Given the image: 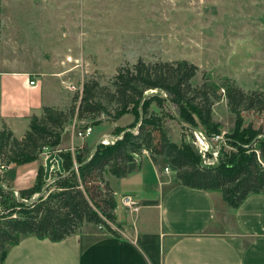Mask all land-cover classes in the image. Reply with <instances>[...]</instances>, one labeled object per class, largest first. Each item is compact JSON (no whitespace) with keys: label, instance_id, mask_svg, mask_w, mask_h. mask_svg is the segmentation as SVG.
I'll use <instances>...</instances> for the list:
<instances>
[{"label":"trees","instance_id":"1","mask_svg":"<svg viewBox=\"0 0 264 264\" xmlns=\"http://www.w3.org/2000/svg\"><path fill=\"white\" fill-rule=\"evenodd\" d=\"M199 70L188 60L148 62L140 58L121 66L109 85L87 79L69 107L44 106L31 117L24 137L17 138L4 127L0 168L32 163L49 149L56 154L51 161L61 160L62 171L59 167L48 180L45 166H40L34 186L18 193L4 186L0 176V264L11 246L29 236L61 241L81 233L87 225L120 236L116 191L109 176L122 179L138 170L144 150L154 163L173 171L174 184L219 191L233 208H239L251 194L264 193V123L246 125L243 115L251 112L264 120V90L246 91L231 84L223 95L207 77L194 84ZM223 97L236 116L234 130L227 137L238 152L222 155L213 166L204 165L189 144L174 143L162 115L151 109L152 104L161 110L174 106L181 123L191 131L203 127L208 134H219L221 126L213 111ZM128 113L135 120L124 130L117 129L123 136L113 144L100 142L92 155L79 148L56 153L73 120L96 125L103 122V116L116 121ZM88 126L92 125L80 129Z\"/></svg>","mask_w":264,"mask_h":264},{"label":"rangeland","instance_id":"2","mask_svg":"<svg viewBox=\"0 0 264 264\" xmlns=\"http://www.w3.org/2000/svg\"><path fill=\"white\" fill-rule=\"evenodd\" d=\"M140 58L188 60L200 68L194 84L207 77L223 95L231 84L246 91L264 90V0H0V70L35 71L46 96L61 109L81 94L78 90L87 79L109 85L121 66ZM5 62L23 68H2ZM69 85L78 90L70 92L65 88ZM151 109L162 115L174 143L189 144L200 156L194 130L181 123L176 107L161 110L152 104ZM243 115L246 125L264 123L258 114ZM213 116L224 137L216 145V165L222 155L238 152L227 137L234 130L236 116L225 97L215 104ZM101 119L96 125L76 122V131L86 124L93 128L90 137H76L77 144L84 143L88 151L106 137L113 144L123 136L117 129L124 130L135 117L128 113L116 121L107 116ZM71 145V134L66 133L61 146ZM55 155L45 149L39 158L46 162ZM52 171L55 175L57 167ZM8 173L10 182L12 172ZM109 178L117 187V179ZM34 184L29 181L25 186Z\"/></svg>","mask_w":264,"mask_h":264},{"label":"crops","instance_id":"3","mask_svg":"<svg viewBox=\"0 0 264 264\" xmlns=\"http://www.w3.org/2000/svg\"><path fill=\"white\" fill-rule=\"evenodd\" d=\"M5 64L2 68H23ZM36 75L32 70H0V131L8 127L22 138L33 115L44 106L58 107ZM76 122L68 124L62 134V139L71 134L72 145L60 144L56 152L85 149L84 143L75 140ZM49 161L39 158L15 169L11 165L2 172V184L15 191L30 188L26 183L36 182L40 166ZM51 162L50 177L59 168L58 162ZM164 169L145 156L138 170L117 179V187L113 185L120 236L93 225L61 241L29 236L10 247L3 264H264V193L251 194L239 208H233L219 191L174 184V174ZM8 172H12L10 182ZM125 194L135 197L138 211L119 204Z\"/></svg>","mask_w":264,"mask_h":264},{"label":"built area","instance_id":"4","mask_svg":"<svg viewBox=\"0 0 264 264\" xmlns=\"http://www.w3.org/2000/svg\"><path fill=\"white\" fill-rule=\"evenodd\" d=\"M31 85L35 84V81L32 80L30 81ZM65 84V83H63ZM67 88L70 91H77L78 89L76 88V86H72L69 85L67 86ZM82 89H83V85L81 87V89L78 90L79 93H82ZM93 133V128L92 126H88L84 129H80L78 131L74 130V134H76V136L78 138H87L90 137ZM193 142L195 147L197 148L200 157L202 159V163L204 165L207 166H213L215 165L216 162H218V155H219V150L217 149L216 145L220 144L223 140L224 137L220 134H208L206 131L202 130V129H196L193 131ZM101 143L107 145L110 142L108 140L103 139L101 141ZM143 154L149 155V152L144 150ZM11 165H2L0 170H6L8 168H10ZM164 172L166 174H171L173 173V171L169 168L166 167L164 169ZM18 193V192H16ZM117 199V198H116ZM119 204H121L122 206L130 209L132 212H136L139 210V203L137 202V200L135 199V197L133 195L130 194H125L122 195L119 201ZM114 228H116L115 226H113Z\"/></svg>","mask_w":264,"mask_h":264},{"label":"water","instance_id":"5","mask_svg":"<svg viewBox=\"0 0 264 264\" xmlns=\"http://www.w3.org/2000/svg\"><path fill=\"white\" fill-rule=\"evenodd\" d=\"M58 164H59L60 170L62 171V163H61V160H60V159H58ZM51 167H52V162L49 161V162L47 163V179L50 178Z\"/></svg>","mask_w":264,"mask_h":264}]
</instances>
